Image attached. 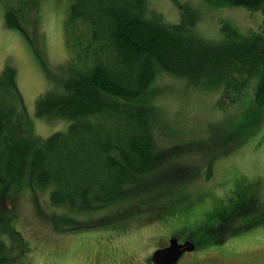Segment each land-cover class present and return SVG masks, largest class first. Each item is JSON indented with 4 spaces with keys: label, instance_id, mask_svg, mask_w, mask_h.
Instances as JSON below:
<instances>
[{
    "label": "trees",
    "instance_id": "obj_1",
    "mask_svg": "<svg viewBox=\"0 0 264 264\" xmlns=\"http://www.w3.org/2000/svg\"><path fill=\"white\" fill-rule=\"evenodd\" d=\"M4 1V21L8 26L36 22L40 0ZM217 1L249 11L260 10L264 17V0ZM149 3V0H71L67 35L75 59L48 67L49 86L34 101L32 109L37 118L67 120L65 130L44 136L32 132L14 70L6 65L0 72L1 184L25 178L32 190L45 189L52 207H68L79 213L69 224L71 227L93 231L108 230L103 226L115 225L113 230L124 231L132 222L148 225L157 217L162 220L158 223L165 225L173 218L172 210L175 215L194 221L193 213L178 205L162 204L153 213L142 207L155 202L171 180L191 178V173L186 174L189 165L185 163L171 170V176L170 170L167 171L169 176L165 179L155 174L163 160L168 163L179 160L174 149H168L166 154L157 152L154 120L158 113L152 103L158 98L152 85L158 77L171 75L197 83L206 77L220 80L225 72L229 80L244 82L245 73L254 70L252 74L259 77L257 103L261 112L264 110V30L236 42L238 51L225 71L223 48L196 31L199 16L196 8L185 1L178 3L180 20L170 23ZM31 37L39 49L34 36ZM232 58L244 75L234 71ZM4 97L11 101L8 108ZM169 135L171 146L180 152L173 133ZM4 189L3 186L0 189V264L17 261L23 264L22 255L27 253L20 252L26 248V242L14 229L16 214L9 207ZM247 209L254 215H247L251 213ZM247 209L246 215L239 216L242 224L243 216L249 223L257 219L264 223V210ZM221 220L227 219L220 218L218 208L210 209L206 219L192 227L167 223L173 232L165 227L158 246L170 244L171 238L191 243L192 233L212 234L213 226L219 227ZM222 234L223 231L219 235Z\"/></svg>",
    "mask_w": 264,
    "mask_h": 264
},
{
    "label": "rangeland",
    "instance_id": "obj_2",
    "mask_svg": "<svg viewBox=\"0 0 264 264\" xmlns=\"http://www.w3.org/2000/svg\"><path fill=\"white\" fill-rule=\"evenodd\" d=\"M184 1L198 11V34L223 48L225 71L238 51L236 42L264 30L260 10L249 11L226 2L223 5L217 0H149V4L164 20L177 23L178 3ZM70 3L71 0H40L33 25L23 21L22 25L10 27L4 21L6 2L0 0V72L6 65L14 70L31 130L40 136L66 128L63 125L67 120L37 118L32 109L34 101L49 86L48 67L75 59L67 35ZM232 64L234 71L244 75L241 68L235 67L233 58ZM253 71L245 73L244 82H234L236 78L231 81L224 72L220 80L206 77L197 83L163 75L166 78L158 77L152 85L158 98L152 103L158 113L154 120L157 152L166 154L168 149H174L179 158L170 163L163 160L155 174L165 179L169 176L167 171L171 176L173 170L185 163L189 165L186 174L191 173V178L171 180L155 202L142 207L153 213L162 204L178 205L193 213L194 221L175 215L172 210L173 218L165 225L158 223L162 220L157 217L148 225L132 222L124 231L113 230L115 225L103 226L108 230H83L69 225L79 213L67 206L52 207L45 189L32 190L25 178L4 184L0 181V189L5 188L3 193L16 214L14 229L26 242V248L20 252L27 253L22 255L23 264H149L164 238L165 227L173 232L167 223L192 227L205 220L210 209L218 208L220 218L227 220H221L219 227L213 226L212 234L192 233L193 252L186 255L184 263L264 264V223L258 219L249 223L243 216L242 224L239 219L247 214V208L264 210V110L262 113L257 103L259 77ZM4 99L8 108L11 101ZM169 133H173L180 152L171 146Z\"/></svg>",
    "mask_w": 264,
    "mask_h": 264
},
{
    "label": "water",
    "instance_id": "obj_3",
    "mask_svg": "<svg viewBox=\"0 0 264 264\" xmlns=\"http://www.w3.org/2000/svg\"><path fill=\"white\" fill-rule=\"evenodd\" d=\"M187 244H178L175 238L170 239L169 247L164 249L157 250L153 257L152 261L154 264H171L177 262L180 256L186 251L189 250Z\"/></svg>",
    "mask_w": 264,
    "mask_h": 264
},
{
    "label": "flooded vegetation",
    "instance_id": "obj_4",
    "mask_svg": "<svg viewBox=\"0 0 264 264\" xmlns=\"http://www.w3.org/2000/svg\"><path fill=\"white\" fill-rule=\"evenodd\" d=\"M251 202V201H250ZM186 241H188V240H185L184 242H186ZM183 242V243H184ZM179 243H181V242H179ZM169 245V244H168ZM167 244H164L163 246H158L157 248H156V250H158V249H160V248H165V247H167L168 246ZM189 253H192V251H185V253L178 259V261L176 262V263H173V264H185L184 263V260L185 261H187V254H189ZM154 264V263H153Z\"/></svg>",
    "mask_w": 264,
    "mask_h": 264
}]
</instances>
